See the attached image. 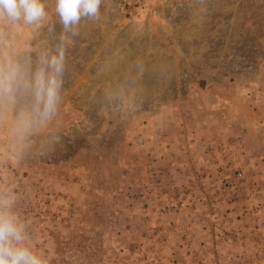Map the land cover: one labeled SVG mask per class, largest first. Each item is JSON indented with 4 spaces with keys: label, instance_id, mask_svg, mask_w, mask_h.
<instances>
[{
    "label": "rangeland",
    "instance_id": "obj_1",
    "mask_svg": "<svg viewBox=\"0 0 264 264\" xmlns=\"http://www.w3.org/2000/svg\"><path fill=\"white\" fill-rule=\"evenodd\" d=\"M45 5L38 29L0 23L5 59L55 50ZM100 11L50 119L0 109V214L44 264H264V0Z\"/></svg>",
    "mask_w": 264,
    "mask_h": 264
},
{
    "label": "clouds",
    "instance_id": "obj_2",
    "mask_svg": "<svg viewBox=\"0 0 264 264\" xmlns=\"http://www.w3.org/2000/svg\"><path fill=\"white\" fill-rule=\"evenodd\" d=\"M103 0H55V13L62 31L54 51L30 59H7L0 53V109L17 108L22 124L33 117L50 119L61 101L66 71V52L71 39L80 35L82 19L93 23L102 19ZM48 18L45 0H0V23L24 24L40 28ZM142 70L141 65H137ZM27 109V111H25ZM23 227L13 216L0 214V264H44L43 259L24 243Z\"/></svg>",
    "mask_w": 264,
    "mask_h": 264
}]
</instances>
